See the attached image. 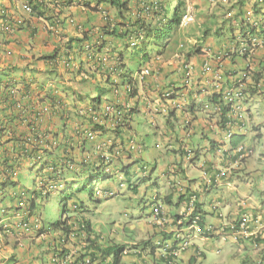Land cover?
Here are the masks:
<instances>
[{"label":"crops","instance_id":"0c3cea01","mask_svg":"<svg viewBox=\"0 0 264 264\" xmlns=\"http://www.w3.org/2000/svg\"><path fill=\"white\" fill-rule=\"evenodd\" d=\"M82 1L85 2L83 4L89 2V6L82 4L73 5L64 9L63 12H59L56 9L52 10L50 12L51 15L57 16L55 13L57 12L60 20L58 19L59 21L57 24L51 25L48 20L38 18L23 11L22 5L23 3H27L28 0H0V9H4L6 13L13 18L22 20V23L16 25L12 30L8 27L5 29H3L4 26L0 27V127L4 128L2 136H0L2 142L12 135H17L19 133L29 134V122L32 123V125H36V127L41 130L52 129V131H54L58 128L61 123L58 119L59 112L57 111L58 114L54 116L50 113L48 106L41 102L48 88L50 89L56 83L58 84L59 82V85L62 86V88L59 89V96H61L68 108L71 107V98L65 96L62 89L66 87H71L73 89L80 88L78 86L79 77L77 75L76 77H72V72H66L64 69H61L60 66L51 64L41 56L55 50L62 53L65 49L64 47L69 43L71 46V53L76 62H81L82 66L86 68L91 65L90 62L86 63L84 55L80 54L81 52L77 48L75 39L81 38L84 32L87 31H89V33L86 34L87 36L91 33L93 34V32H99L100 27L106 23L99 9L111 8L103 3L95 7V5H97L96 0ZM254 4V0H246L244 8H248L250 5ZM220 11L215 12L209 9L208 12H206V14H209L207 15L204 26L212 30L216 27H222L221 32L224 34L218 38L213 36L209 37L205 44H210V42L211 44L213 43L210 47V53H208L210 56L209 59L211 58L213 68L219 70L222 79L229 83L232 79L239 76L240 70L243 68L248 57H226L224 55L227 50L226 48L231 44V41H233L229 36L233 37L238 29L235 27L233 34L230 35L231 32L227 29L232 19H227L224 16L225 11ZM232 12L233 17L238 20L239 17L235 14V8L232 9ZM199 19L200 18L197 20V18H195V22L201 25L202 22L200 21L202 20ZM223 22H225V24H223ZM191 25L192 24H189L188 26ZM189 28L190 27H188V29ZM183 31L185 30L180 27L177 34H184ZM186 32L189 31L186 30ZM110 43L111 47L115 46L117 49L121 48V42L118 40H112ZM170 46L168 51H166V55L153 57L149 64L154 69V73L148 76L146 83L144 82V86H142V90L139 91L138 103L141 106L139 109L142 112L146 107L145 103L149 100H155L160 91L167 87L172 88L174 92L173 97L176 100L185 97L189 102L193 98L199 100V98H197L198 89L201 88V90H205L209 87L208 83H210L209 80H211L209 77L211 76L206 77L202 75L201 72L203 58L199 55H191L185 62L181 56L177 57L175 54H172L176 52V48L172 49ZM77 54L80 55L78 56ZM167 55L168 59L162 60V58H166ZM213 56L216 57V59L213 58ZM252 59L251 62L254 64V72L245 80L246 87L251 91L247 96V103H245L246 107L252 106V103L260 99H264V49L256 50L252 55ZM216 60L218 61L214 62ZM184 64H189L191 66L192 78H190L188 86H184L181 83V78L186 70V68L183 67ZM109 65H111V62L106 64V66ZM54 67H56L55 71L57 77L54 72H52ZM94 76V81L103 79V76L99 73H95ZM23 82H26V84L29 82L28 88H24ZM7 83L11 84V87H8L7 97H4L6 95L4 86ZM198 95L204 96L202 93ZM110 98L121 105L124 103L133 105L134 102L132 99L128 100L123 92L116 98L113 96H110ZM4 99L6 100L4 101ZM10 99L18 101V105L15 106L11 104L8 101ZM244 109L245 106L243 107V110ZM36 113L38 116L35 115ZM203 118L204 115L200 112L198 113V111L186 114L183 111L177 110L174 112L173 116L170 117V120L163 125L162 120L165 122L166 118L162 114L156 115V123L158 125L160 124L156 136L164 141L168 148L177 150L182 148L184 144H187L191 147L205 146L204 150H207V152L203 150L201 153L202 156L198 161L195 163L192 162L193 164L191 163L189 165L184 163L185 155H169L168 158H170V164H172L169 165L171 167H175L173 163L177 164L180 162L181 164L180 172L177 174L174 172L175 175L171 176V182H179L185 186V199L188 200L192 195L197 197V201L200 203L202 209V213L200 214L201 220H204L206 223L213 225L226 224L234 219H238L241 215L246 213V216H248L247 235L238 236L237 239H235L230 236V233L226 232L225 234L229 236L225 240L229 242L230 246L224 253V256H219V260L231 258L235 261V264H255L258 257L264 254V188L262 187L264 184V172L262 173L263 167L262 164L259 163V158H263L264 160V143L262 144L263 149L256 156L257 158H255L257 149H252V146L249 148L246 147V149H244L245 151L237 153L236 151L228 152L226 149L229 147L225 141L224 132L209 130ZM184 120H188V125L186 127L182 124ZM76 121L79 123L81 122L80 119H73L72 122L70 121L71 123L69 126L73 128V126L77 124ZM134 124L135 117L132 116L130 125ZM251 126L252 128L250 130L256 131L255 137L262 138L263 132L261 131V126H264V121L257 125L252 124ZM177 129H180V135L175 133ZM246 131L247 126L244 122H235V125L231 128V132L244 136L241 143L247 142L248 137L245 136ZM248 136L250 135L248 134ZM209 139L219 142V151L215 149L213 151L208 150ZM231 140L234 141L235 136L232 137ZM11 145L12 142H6L5 147H0V159L13 156V146ZM253 160L256 165H253ZM9 163H12V161H9ZM21 166L25 169L26 166L28 167L29 165L23 160ZM190 166L199 169L198 175L190 176L188 174L187 169ZM24 169L14 171L13 177H11L12 180L7 181L6 185H0V222L3 220L20 222L38 218L43 228L39 231L24 235H18L15 232L6 233L3 238L0 239V264H53L51 256L55 254H58V256L60 255V260L57 264H80L79 259H77L78 256L88 253L91 249L95 251L97 246L106 245L103 244L107 241L104 237L102 240L98 239L99 231H96L95 227H93L95 232H92L88 237H81L77 226V220H79L80 216L74 213H70V218L66 222L73 231L66 237L65 243L61 242V229L57 225H52L57 219L50 218L49 214L44 211V204L46 203L44 200L35 198L31 194H28L31 200H27L26 198L25 202L28 209L18 208L16 193H19L22 189L30 191L37 190L38 177L40 175H48V173L44 171L39 172L35 176V181L32 180L31 186L27 188L22 185V181L26 178V170ZM222 170H225V172ZM163 171L164 170L161 171L162 175ZM248 172H250V176L257 175L258 177L256 176V178H252V181L248 180L246 182V173ZM0 176H2V174H0ZM164 176L166 178L168 177L167 175ZM257 178H259V184L257 183ZM189 180L194 181L189 183ZM10 181L15 183V185H8ZM167 184H170L168 180ZM186 184L189 186L187 189ZM253 193L256 194V197ZM164 195H170V193L167 191ZM174 196L176 195L173 193L170 198L174 200ZM239 200H245V204L240 202L241 206H239ZM213 201L219 205V211L222 214L220 218L212 216L210 203ZM170 208L171 207H166L164 210V214L162 215L164 222L162 225L150 222L149 225L152 231L151 233L146 232L147 236L145 238L141 239L140 237H135L126 241L121 236H118L124 234L125 228L122 229V233L116 230V233L114 232L109 236V244H125V251L121 256V264H138V261L141 264H163L164 259L160 246L164 242H168L167 240L162 241L161 235L163 233H171L170 240H173L179 231L184 232V235L187 234L190 236V240L193 243L191 248L184 250L180 255V259H182L181 264L190 263V256L194 254L193 248L198 246V243L194 240L197 234H194L195 232L187 227L185 222L181 225L178 224L177 219L180 217L181 212H178V208L176 211H174L173 207V209ZM86 238H88L87 241ZM200 238L208 240L207 237L201 235ZM144 239L151 240L147 247L142 248V246H140L132 249L133 247H131V245L135 243V240L140 241ZM152 242L153 244H161L155 249L152 248ZM255 244L258 246L257 249L255 248ZM147 255L151 257V262L147 261ZM75 259L77 260L74 261ZM110 261L111 257H107L100 262L95 261L92 264H110Z\"/></svg>","mask_w":264,"mask_h":264},{"label":"trees","instance_id":"16d2710c","mask_svg":"<svg viewBox=\"0 0 264 264\" xmlns=\"http://www.w3.org/2000/svg\"><path fill=\"white\" fill-rule=\"evenodd\" d=\"M153 1L155 0H96L97 5L103 3L112 8L114 11V20H112L111 23L106 22L100 27V30L96 35L100 38L98 44L95 46L93 45L89 50H87V52L78 48L82 45L81 42L83 39L90 37L86 35L87 32H84V35L81 38L75 39L77 48L81 52L80 54H83L85 56L84 60L86 63L90 62L91 65L86 68L82 66L81 62H79V71L72 72L73 75H71L72 77H76V75L78 76L81 71H84L90 78H80L79 83H81L80 89L82 90L73 89L71 87L62 89L65 96L71 98L70 101L72 102L70 108L65 105L64 100L58 94L59 89L62 88V86L59 85V82L50 89L48 88L46 94L41 100L42 103L48 106L51 114L55 116L58 114L57 111L59 112L58 119L61 123L58 128L54 131H52V129L48 132L46 130L43 131L45 134L50 133L53 139H56L54 144L43 137L45 136L43 135L44 133L42 134V143L40 144L37 129L38 127H36V125H32L30 122L28 124V132H30V135L26 133H19L17 135L10 136V138L4 140L3 142L0 140V147H5L6 142H12L11 146H13L12 151L14 152L13 156L10 158L3 157L0 159V174H2V176H0V185H6L7 181L12 180L10 171L14 172L24 169V167L21 166L23 160L25 162L27 159H36L32 165H29L28 167L26 166L24 169L29 172H31L35 165L41 161L35 172L46 170L48 172L47 178L41 181L42 183L37 190H27V193L29 192L28 194H31L35 198L49 201L51 199L49 184L53 183L51 180L59 181L54 184L57 186L61 185V189L57 194V206L59 208V214L61 215H59V218L53 222L52 225H62L64 233L71 231L66 226V220L61 219L62 215L69 210L67 202L74 198L77 205L75 206V209L70 212L80 213L87 206L85 203L86 200L93 202L100 201L94 199L93 196L95 183L101 179L104 180L113 178L111 173L105 171V163H108V161H106L105 154L110 153V146L101 147L100 152L91 158L87 159L83 157L84 152L95 151V147L83 139L79 140V132H75L77 127L71 128L69 126L72 120L81 119L83 122L80 125L89 127L92 131L100 132V134L106 133V129L102 125L94 123L87 111L81 112L82 108L79 105H82L84 102L87 103L85 107L87 106L88 108L90 107L91 110H97L101 105L102 99L106 95H109L114 87L123 85L125 82L131 84L132 87L128 95L130 97H136L138 92L136 85L134 86L133 84L134 81L131 77L132 71H134L136 66L142 65L148 61L153 55H164L166 51H168L169 46L175 42V34L179 29L181 18L186 12V2L184 0H174V4L170 6L169 0H156L155 2L157 3V6L154 7L152 5ZM245 1L246 0L236 1L235 6L238 7L237 16L241 15L240 8L244 6ZM83 3L85 2L82 0H28L27 2L31 9L30 15L38 18H44L45 20H48L51 25L57 24L60 20L57 12L54 11L57 16L51 15L50 12L52 10L56 9L59 12H63L64 9L73 5L82 4L89 6V2L87 4ZM219 4L225 8L227 6V4L222 5L223 3L220 1ZM254 11L256 14H260L264 20V11L260 12L256 5L254 6ZM0 20L7 22L10 30L17 25V23L12 21L10 15L3 12H0ZM223 24H225V22H223ZM229 25L227 30L232 33L235 27L231 24ZM237 27L242 32L244 29L243 22L239 21ZM221 28L222 27L211 30L210 28L205 27L202 31L203 34L201 36V41L211 36L216 38L221 37L224 34L221 32ZM260 33H262L261 36L264 38V30H261ZM131 36L139 38V42L137 45L128 50L129 45H127V40ZM111 39L120 41L121 48L117 49V47L112 46L108 49L107 47L111 46L109 45ZM200 47L201 46H198L197 48L192 47L190 52L186 55H192L194 53L198 54L200 52ZM64 48L65 49L62 53L55 50L48 54H44L41 57L44 60L49 61L51 64L56 65L59 59L67 57L71 53V46L69 43ZM227 49H229V47H227ZM123 51H128L127 57L124 55ZM80 54L77 55L79 56ZM232 56L241 55L232 53ZM125 61L132 62V66L126 65ZM108 62H111V65L106 66ZM187 67L188 66H185V68ZM55 70L56 67L52 69V72H54L57 77ZM95 73L102 75L103 79L94 81ZM117 80H119V82H117ZM91 81H93V83H97L98 85L96 88H92L96 89L95 96L89 95L92 90L89 86H84ZM100 83L102 85H100ZM28 84L29 82H27V84L26 82H23L24 88H28ZM222 86L224 87V84H222ZM4 87V90H6V95L4 97H7V89L8 87H11V84L7 83ZM246 91L247 95L251 92L249 91V88H247ZM5 100L6 99H4V101ZM8 101L15 106L18 105V101L13 99ZM225 113H227V108L222 107V115H225ZM35 115L38 116V114ZM86 121L87 124L84 125ZM225 121V117H221V122ZM2 131H4V128L0 127V136H2ZM58 134L60 135V138L58 137ZM234 135L236 139L231 143L232 148H235L238 144H240L244 137L243 135L233 134V136ZM116 136L119 138L121 143L124 142V138L122 135L118 134L117 131ZM76 150L80 152L78 156L74 155ZM179 151L180 154H183L182 150ZM124 159L126 163L119 162L120 172H122L126 178L125 183L127 184V187L133 191H137L139 183L150 177V173H152L155 169V164L151 167L146 176L139 179L138 183L133 184L131 182V178L137 173L136 169H142L144 161L140 158L131 159V157ZM9 161H12V163H9ZM48 168L52 169L48 170ZM193 181L194 180H189V183ZM188 184H186V189L189 187ZM8 185L14 186L15 183L10 181ZM174 189H176V187H174ZM173 192L174 190L169 192L170 195H163L162 201L167 205L178 206L179 202L183 201L184 195L179 194L176 201L173 202L170 198L173 195ZM81 195L84 196L85 199H81ZM196 206L198 207L199 204L197 203ZM203 223V220H199L198 222L200 226H202ZM83 225L85 232H89L91 229L90 223L85 221ZM162 235L163 237L166 236L165 233ZM150 241V239L142 240L136 247L142 246V248H145L150 244ZM136 247L133 246V248ZM124 248V245L115 243L99 247L96 248L97 257L100 259L111 257V264H121V256Z\"/></svg>","mask_w":264,"mask_h":264},{"label":"clouds","instance_id":"9594fccd","mask_svg":"<svg viewBox=\"0 0 264 264\" xmlns=\"http://www.w3.org/2000/svg\"><path fill=\"white\" fill-rule=\"evenodd\" d=\"M155 1L152 2V5L154 7L157 6L156 5L157 3ZM184 1L186 2V12H185L184 15H186V14H190L191 15L190 10H189L190 9V4H189V2H187V0H184ZM207 1L208 2H211L210 0H207ZM217 1L218 0H216L214 3H218L219 4V2H217ZM254 3H255V1H254ZM24 4H27V3H23V5ZM235 4H236V2H233L230 5H227L226 6L227 8H226L225 13L227 11H232V9H234L236 7ZM255 5L257 6V9L260 10V7L256 3L254 5H250V7L253 6V8H254ZM95 6L97 7L98 5H95ZM170 6H172L171 3H170ZM236 8H237V11H236L235 14L237 15L238 7H236ZM22 9H23V7H22ZM244 9H247V8H244V6H242L240 8L241 15L238 16L239 17L238 20H236L233 17V15H232L231 18H227L225 16V13H224V16L227 19H232V21H230L231 23H229V24H231L232 26L236 27L238 30H240V29L237 27V24L242 19V11ZM99 10L102 13L105 22L111 23V21L113 19L112 18L109 19V16H107L104 13V9L102 10V8H101ZM1 11L3 13H6V11L4 9H2V8L0 9V12ZM23 11L26 12V13H28V14H31L30 12H27L24 9H23ZM113 13H114V11H113ZM232 14H233V12H232ZM183 16L181 18V22H180L179 28L182 27L183 29H185V28L187 29L189 24H192L191 26L194 25L195 18L196 17H193L191 15V17L193 18V21H191L190 23H187L186 25H183L182 24ZM11 18H12V21H14L15 23H17V21H19V23H17V25H20L22 23V20L19 19V18L15 19L12 16H11ZM201 25L204 26L203 23ZM0 26H4L3 29H5L6 27L9 28V26L7 25V22L1 21V20H0ZM96 32H98V31H96ZM96 32H93V34L91 33L89 35L91 37V39H90V37L87 38V39H83L82 42H81L82 45H80L78 48L83 49V43L86 42V41H89L92 44L91 47L93 45L95 46L96 44H98L100 38H98L96 36L98 34ZM87 33H89V31H87ZM232 34H233V32L230 33V35H232ZM175 35L178 36L177 32H176ZM201 36H202V34H201ZM229 38L231 40H234L235 39V34L233 35V37L232 36H229ZM130 39H137L138 42H139V38H135V37L131 36L127 40L128 41V45H129ZM111 41H112V39L110 40V42ZM232 42L233 41H231V43ZM137 43L135 45H137ZM201 43H202V41L199 39L198 40V43L193 44L192 46L186 45V47H184V45L179 42L176 45V47H175L176 48V50H175L176 52H173L172 54H175V56H177V57L178 56H181L185 60V62H186L187 59L191 56V55H186L188 52H190L191 48L192 47L197 48L198 46H201L200 49H199L200 52L198 54L197 53H194L192 55H199L200 57L203 58L202 63H201V68H202V65L205 62H207L208 65H209V67L211 68V71H210L211 74H213L215 72H219L218 69H214L213 68L212 62H211V58L209 59V57H210L208 55V53H210L209 46L208 45L202 46ZM109 45H111V43ZM110 47L111 46H109L107 48L110 49ZM129 47H133V46H130L129 45ZM171 48H172V45H171ZM203 49H204L205 53L202 52ZM84 52H87V51L84 50ZM227 52H228V49L224 53V55L226 57L232 56V53L231 54H228ZM166 54H167V52L164 55H166ZM164 55H153L148 61H146L145 63H143L142 65H140L139 66V69H136L135 68L134 71H132L131 77H132V79L134 81L133 84H134V86L136 85L137 92H138L136 97H130L128 95L129 92L132 89L131 84H129L128 82H125L123 85H119L118 86L120 93L123 92L124 95H125V97L128 98V100L129 99L130 100L131 99L134 100L133 105H127L126 103H124V104L121 105V104L117 103L116 101H113L110 98V96H113V97L116 98L120 94L118 96H115V95L112 94V91L110 92L109 95H106L104 97V99H102V102H101V105H100L99 109L105 103L112 102V103H114L117 106V109L122 113L121 114V120H120L119 124H116V126H114L109 119H103L101 121V123H97V124L102 125L106 129V133H104V134H100V132L92 131L89 127L80 125L83 121H81L80 123L78 121H76L77 124H75L73 126V127H77V130L75 132L76 133H77V131L79 132V136H80V139L79 140L83 139L84 141H86L88 143H91L95 147V151H87V152H84L83 153V157L84 158H87L88 159V158H91L94 155H97L100 152V148L101 147H104V146H108V147L110 146L111 147L110 153H106L105 154L106 161H108V163H105V171L111 173L113 175V178L119 176L120 174H122V172H120L119 166H113V160L114 159L122 160V159L127 158V157H131V159H135V158L142 159L144 161V163H143L144 166L142 167V169H136V172L137 173L133 177L139 176L140 174H142V177L143 176H146L148 174V172L150 171L151 167L154 164H155V168L157 166V161L155 159H153L152 166L149 168V170L147 172V168H148L149 163L145 159L144 156H143L144 158L142 157V155H143L142 153L144 151L145 144H144L143 141L141 143L136 142L135 141V134L137 132L139 133V129H140V131L143 130L144 131L143 134H144L145 131H146L145 124H148V125H150V126L153 127V131H154V135H155V133L157 132V129H158L159 125H160V124L158 125L156 123V115L157 114H162L166 118L165 122L162 120V124L164 125V123L166 124V122H168L170 120V117L173 116L174 112L177 111V110H174L173 109V110H170L167 115H164L159 110H156V111L154 110L155 108H159V105L161 103H163L162 102L164 100L162 98L163 91L164 90H167V89H172L170 87H167L164 90H161L160 93H159V95L157 96V98L155 100H149L147 103H145V106L146 107L144 108L143 112L139 109V108H141V106L138 103L139 91L142 90V86H144V82L146 83V79L148 78V76L141 78L140 77V71L145 66H148L151 69V74L150 75H152L154 73V69L152 68L151 65H149L150 62L152 61V58L153 57H160V56H164ZM204 55H206V56H204ZM68 56H71L72 62L74 64V66L71 69H69V68H66L65 69L63 67H60V68L61 69H64L66 72L67 71H70V72H77V71H79V66H80L79 65V62L78 63L76 62V60L73 58V54L72 53H70ZM216 56H218V55H216ZM242 57L246 58L247 56H242ZM84 58H85V56H84ZM213 58L216 59V57H214V56H213ZM164 59H166V58H162V60H164ZM252 60H253L252 57L249 58V61H252ZM217 61L218 60H216L214 62H217ZM125 64L128 65V66H132V62H129V61H125ZM248 64H250L252 66V68L254 67V64L252 62L246 61L242 69H244L245 66L248 65ZM56 65H58V62H57ZM58 66H60V65H58ZM185 66H188L190 68V70H191V66L189 64H184L183 67H185ZM186 70H185L184 74L186 73ZM253 72H254V69L252 71V74H253ZM210 73L208 74V76H211ZM79 74H78V77H79ZM184 74H183V76H184ZM183 76H182V78H183ZM219 76L221 77L220 74H219ZM80 78L81 77H79V79ZM87 78L89 79L90 77L87 76ZM234 79H232L231 82H229V83L225 82L222 79V84H224V86L231 85L234 82ZM117 82H119V80H117ZM125 85L128 86V91H126V92H125V90H123V86L125 87ZM246 89H247V87L245 88V91H244L245 98H244V101L242 103V110L240 111V113H241V117L240 118H237V117L235 118L233 116H227V113H225V115L224 114L222 115V111L219 113V119L211 118L212 116L207 115L205 112H203L201 110V106H202L203 102H205L206 100H213L214 96H211V95L209 96L206 93L203 94L204 96L198 95V94H201L199 91L197 93V98H199V100H196V98H193L189 102V100H187L185 97H182L183 100H184L183 102H181L183 104V108L178 109V110L179 111H183L186 114H191V113H194L195 111H198V113L200 112L201 114L204 115V118L203 119L205 120L206 127L209 130H212V129H210L208 127L209 126L208 122H210L213 119H215L216 124L219 125V130H213V131H217V132L223 131L224 132V137L226 139L225 141H226V143H227V145L229 147V148L226 149V151H228V152L236 151V153L237 152H240V151H245L244 149H246V147H244L243 143L238 144L235 147V150H234V148L231 147V143H232V140L231 139H232V137L235 136V135L233 136V134H236L235 132H231V128L235 125V122H244L245 123L244 116H243V111H244L243 110V107L245 106V103H247V99H248V97H247L248 95L246 94L247 93ZM58 93H59V91H58ZM173 96H174V94L172 95V97ZM182 98L180 100H182ZM85 105H87V103H84L83 102V104L82 105H79V106L82 108ZM227 112H228V109H227ZM44 113H47V112H44ZM138 115H142V117H143V119L145 121L144 123H139V124L136 123V117ZM132 116L135 117V124L134 125H130V123H131V117ZM223 116L226 119L225 122H221V117H223ZM94 123H96V122H94ZM184 123H182V124L184 125V127H186L188 125V120H184ZM86 124H87V121L84 123V125H86ZM140 126H141V128H140ZM80 128H88L93 133L94 137L92 139H88V138L82 136L81 135V131H79ZM48 130L49 129H46L47 132H48ZM43 131L44 130L38 129V136L40 138V141H39L40 144L42 143L41 139H42V136L43 135H45L43 137H45L50 142H52V144H54L56 142V139L54 140L53 137H52V135L50 133H46L45 134ZM116 131L118 132V134L122 135V137L124 138V142L123 143H121L120 140H119V138L116 136ZM237 135H239V134H237ZM58 137L60 138V135ZM75 141L78 142L77 140H75ZM78 143H80V142H78ZM130 145H133V148H130ZM218 146H219V142L218 141H214L213 139H209L208 150L213 151L215 149V150H218L219 151V147ZM155 147L158 148V147H160V145L155 144ZM239 147H241V148L239 149ZM204 149H205V146L204 147H201V146L200 147L199 146L191 147V146H188L187 144H184V146H182V148L177 149V150L167 148V150L170 151L172 155H175V154L179 155L180 154V151L179 150H182L183 151V154H180V155H182V156L185 155V158H184L185 159V162L184 163H186L188 165L191 164L192 162L195 163L196 161H198L200 159V157L202 156L201 153L203 152ZM204 152H207V150L206 151L204 150ZM79 153L80 152H78L76 150V153L74 155L75 156H78ZM35 160L36 159H27V160H25V163H27L28 165H32V163ZM40 162H38L37 165H35V167L31 170L30 173H35V176H36V174L39 173V172H35V170H36V168H38ZM170 163H171V161L163 168V170H164L163 171V175H167L168 176L167 179L170 182V184H168V192L174 190L175 193L174 192L173 193L177 196L176 197V199H177L179 194H183L185 196V187L182 184H180L179 182H173L172 183L171 182L172 181L171 176H172V174H174V172L176 174L180 172V165L181 164H180V162H178L177 164L173 163V165H175V167L173 168V167L170 166V165H172ZM51 169L52 168H48V170H51ZM43 171L46 172V173H48L46 170H43ZM222 171L225 172V170H222ZM13 173H14L13 171H10L11 177H13ZM218 173H219V167H218ZM150 175H151V173H150ZM45 178H47V175H40L38 177V180H37L38 183H37L36 189L39 188V186L42 183L41 181L43 179H45ZM132 178H131V182L134 184V181L132 180ZM33 181H35V177H34ZM51 182H53V183H50L49 184L50 196L53 193L58 194V191L61 189V185L57 186V185L54 184L56 182H59L58 180H55V181H52L51 180ZM125 185L127 187V184L126 183L125 184L121 183L120 184V187L123 188ZM174 187H176V189H174ZM97 190H101L102 194L100 196H98ZM106 191H108V192H106ZM115 192L116 191H114L113 189H101V188H96V186H95L94 187V194H93V196H94L95 199L100 200L103 197L108 198V196H113L115 194ZM81 196H80V198L82 199ZM16 197L18 198L17 207L18 208H22V209H28V207L25 204L26 198H27V200L28 199L30 200V196L28 195L27 190L26 189L25 190L24 189L20 190L19 193H16ZM173 201L175 202L176 200L174 199ZM44 202H47V201H44ZM197 202H198L197 201V197L194 196V195H192V196H190L188 198V200L184 198L183 201H180L178 206H175V205H167V204H165L162 201V196H160L158 193H156L154 195V201L150 202V205L152 206V211H151V215H150L151 222H153L154 224L156 223V224L162 225L163 222H164L162 215L164 214L165 208L169 206V207H173L174 208V211H176V209L178 208V212L179 211L181 212L180 217L177 219V221H178L177 223L181 225V224H183V222H185L186 225H187V227L191 228L193 230V232H195L194 234H198L199 236L201 235V236H205L207 238L215 236L217 238H220V239L225 240L229 236L228 234H225L226 232L230 233V236H232L235 239H237L238 236L241 237L242 235H247V225H248L247 224V217L248 216H246V213H244L243 215H241L238 219H234L231 222L226 223V224L223 223V224L213 225V224L206 223L203 220L204 223L202 224V226H200V224H198V222H199V220H201L200 214L202 213V211H201L202 209H201V206H200V203L199 202H198L199 206L198 207L196 206ZM240 202H243L245 204V200H241V201L239 200V203ZM158 204L161 205V207H162L161 210L159 211V213H157V216H156V218H157V220H159V222L155 221V216L153 214V207L156 206V205H158ZM67 205H68L69 210H68V212H66L65 214L62 215V217H61L62 220H66V222H67V220L70 218V215H71L70 213L77 214V216L78 215L80 216L79 217V220H77V222H78L77 226H78V230L80 231L81 237H88L92 232H95V229L93 230V227L96 226L95 225V222H91V220H90V215L92 213L95 214L94 211H92L91 209H89L88 206H86V208H84V210L81 211L80 213L70 212L71 210H74L75 209V206L77 205V203L74 201V198H72L71 200H69L67 202ZM216 206H217V203L216 202L213 201V202L210 203L211 213L214 212L216 214V217H219L220 218V216L222 214H221L220 211H217L218 209H217ZM239 206H241V203H240ZM59 215H61V214H59ZM195 217L197 219H194ZM85 221H88L90 223V228L91 229H90L89 232H85V230L83 229L84 228V225L83 224H84ZM66 226L69 228V230H71L70 232L73 231L72 228L69 227L67 224H66ZM41 228H43V226L41 225V223H40V221H39L38 218H35L33 220H28V221H20V222L19 221L9 222L7 220H3V221L0 222V239H2L3 236L6 233H9V232H15L18 235H24V234H28L30 232L39 231ZM59 228L62 231L61 236H60L61 242L65 243L66 242V237L69 235L70 232L64 233L63 230H62V225H59ZM201 228H203V229H201ZM221 229H222V231H221ZM183 233L184 232H180V231L177 232V234H176V236H175V238L173 240H170L171 239L170 238L171 237V233H169V234H166L165 233L166 234L165 237H163V235H161L162 236V241L167 240V242H168V243L164 242L160 246L161 249H162V256H163V259H164L163 260V262H164L163 264H181V261H182V259H180L181 253H183L184 250L192 247L193 243L190 240V236H188L187 234L184 235ZM98 234H99V236H98V239L99 240H102L103 237H104V239L107 240L105 243H103L104 245L106 244L105 246L110 245L109 244V237H106L101 232H98ZM87 239L88 238H86V241H87ZM144 240H148V239H144ZM184 243H186V245H183ZM160 244L161 243H158V244L155 243V244H153V242H152V246L155 249L158 248V246ZM120 245H123V244H120ZM99 247H104V246L103 245L97 246V248H99ZM131 247H133V246H131ZM255 248L256 249L258 248V246L256 244H255ZM132 249H134V248H132ZM199 249L200 248L198 246H196L195 248H193V252H194L193 255L194 256H196V255L197 256L203 255V252H201ZM92 250L93 249H91L88 253L81 254L80 256L77 257V259H79V261H80V264H83V263L92 264L95 261H97V262L99 261L100 262L102 260L99 257H97L96 249H95V251H92ZM124 251H125V248H124ZM124 251H123V253H124ZM59 257H60V255L58 256V254L52 255L51 256L52 263L53 264L59 263V260H60ZM77 259H75L74 261H76ZM190 260H191V256H190ZM110 264H111V261H110Z\"/></svg>","mask_w":264,"mask_h":264},{"label":"rangeland","instance_id":"374dc122","mask_svg":"<svg viewBox=\"0 0 264 264\" xmlns=\"http://www.w3.org/2000/svg\"><path fill=\"white\" fill-rule=\"evenodd\" d=\"M187 2H189L190 4L189 10L191 15L193 17H196L197 20L198 18H200L199 20H202L200 22H202L203 24L206 23L205 20L207 18V15L209 14V13L206 14V12H208L209 9H212L215 12L217 11L219 12L220 10H222L223 12L225 11V7H222L218 3L213 4L211 2H208L207 0H187ZM170 3L171 5H173L174 1L170 0ZM235 9L237 11L236 7ZM104 13L107 16H109V18H112L114 20V13L112 9L105 8ZM188 27L190 28L183 29L185 30L183 31L184 34H179L178 36L175 35V42L172 44V49L173 48L175 49L176 45L179 42L182 43L184 47H186V45L192 46L193 44L198 43L199 39L201 40L200 36L201 34H203L202 30H204L206 26L199 25L195 22L193 26H188ZM186 30H188L189 32H186ZM207 40L208 38H205L202 41L201 43L202 46L206 45L205 41ZM127 45H128V41H127ZM207 45L210 48L211 45H213V43L211 44L210 42V44ZM130 49L131 47L128 46V50ZM123 52L124 55H126L127 57L128 51H123ZM166 59H168V55L166 56ZM139 66H136V69H139ZM100 85L102 84L100 83ZM78 86L81 88V83L78 82ZM84 86H89L92 89V88H96L98 85L97 83H93V81H91ZM95 90L96 89H92L89 95L95 96L96 95ZM243 116L246 122L244 124H246L247 126V131L245 133V136L248 137L247 142H243V145L244 147H248V148L252 146V149L254 148V150L256 148L257 151L255 158H257L256 156L263 149L262 144L264 143V126H261V131L263 132L262 138L261 137L256 138L255 137L256 131H252L250 129L252 128L251 126L252 124L257 125L260 122L264 121V99H260L259 101L252 103V106L246 107L245 104ZM140 122L141 123L145 122L142 115H138L136 117V123H140ZM145 127H146V131L144 134H143L144 131L143 130L140 131V129H139L140 134L138 132L135 134V141L139 143L143 141L145 144V148L142 154L149 163L147 172L149 168L152 166L153 159L157 161V166L152 171L150 177L145 181L139 183L137 191H133L132 189L127 188L126 185L123 188L120 187L121 183L125 184L126 178L123 174H120L119 176L111 179H104V180L101 179L95 183L96 188L113 189L114 191H116L115 194L113 196H108V198L103 197L100 199L99 202H93L90 200L85 201L89 209L95 212V214L92 213L90 215V220L91 222H95L96 231L101 232L106 237L111 236V234H113L116 230L119 233H122V229L125 228L124 234L118 235L124 238V240L129 241L130 239H133L135 237H140L141 239L145 238L147 236L146 232L151 233L152 231V228L149 225L151 222L150 215L152 211V206L150 205V202L154 201V195L156 193H158L160 196H163L168 191V184H167L168 179L161 174V171L167 165V163L170 162V158L168 157L169 155H171V152L167 151L168 148L167 144L164 143V141H162L160 138L155 136L156 133L154 135L152 126L145 124ZM175 133L177 135H180L181 134L180 129H177ZM248 134L252 137L248 136ZM155 144L160 145V147L156 148ZM259 156L262 157L261 155ZM119 162L124 163L125 159L122 160L114 159L113 166H119ZM252 163L253 165L254 164L256 165L254 160L252 161ZM259 163L262 164L263 167L262 173H263L264 171L263 158H259ZM187 170L190 176H194V175L196 176L199 173V169L194 166H190ZM249 173L250 172L246 173L248 175V176L246 175V182L248 180L252 181V178H256L257 176V175L250 176ZM25 175L26 178L25 180L22 181V185L28 188L32 184V180L35 177V173H30L27 170L25 172ZM141 177L142 174L133 177L132 180L134 181V183H137L138 180L141 179ZM257 179H258L257 183L259 184V178ZM262 187L264 188V184ZM253 194L256 197V194L255 193ZM81 197L84 198V196ZM174 199L176 200V196H174ZM216 207L218 209L217 211H219V205H217ZM170 209L173 208L171 207ZM44 211L47 212L50 218L52 219H57L59 217V209L57 206L56 193H53L51 195V199L44 204ZM212 216L216 218V214L214 212L212 213ZM194 240L198 243V247L200 248L199 250L203 252V255L194 256L192 254L190 263L188 262V264H219V263L235 264V261H233L231 258H228L226 260H219V256L222 255L224 256L225 255L224 253L227 251V249L230 246L229 242H226V240L217 238L215 236L209 237L208 240H204L201 239L198 234L196 235ZM141 241L142 240L140 241L135 240V243L131 246L136 247L138 243ZM146 259L148 262H151V257H148V255ZM137 263L141 264L139 261Z\"/></svg>","mask_w":264,"mask_h":264},{"label":"built area","instance_id":"2783aa9c","mask_svg":"<svg viewBox=\"0 0 264 264\" xmlns=\"http://www.w3.org/2000/svg\"><path fill=\"white\" fill-rule=\"evenodd\" d=\"M212 3H214L216 0H210ZM221 2L227 5L232 4L233 2H236L237 0H218L217 2ZM255 3L260 7L261 10H264V0H254ZM23 9L27 12H30L31 9L29 5L24 4ZM2 12V11H1ZM232 11H227L225 13V16L227 18L232 17ZM193 21V18L190 14H186L183 16L182 24L186 25L187 23H190ZM241 22H243V30L242 32L240 30L236 31L235 39L230 44L228 49V54L231 53H237L241 56H247L248 62L249 58L252 57L254 52L258 49H264V38L261 36L262 33H260L261 30H264V20L262 19L260 14H256L254 11L253 6L244 9L242 11V19ZM19 23V21H17ZM138 42L137 39H130L129 45L135 46V44ZM91 43L89 41H86L83 43V49L85 51L89 50L91 48ZM203 53H205L204 49L202 50ZM58 65L63 68H69L71 69L74 64L72 62L71 56L63 57L58 60ZM186 73L184 74L182 78V85L188 86L190 83V78H192L191 70L189 67L186 68ZM211 68L209 67L208 63L205 62L202 65V75L208 77V74L210 73ZM253 68L250 64L246 65L244 69H242L239 73V76L234 79V82L231 85L222 86V78L219 76V72H215L211 74V77H209L210 83L209 87L205 90L201 88L198 89V91L202 94L206 93L209 96H214L213 100H206L203 102L201 106V110L205 112L207 115L212 116L211 118L219 119V113L222 111V107H227L228 112L227 116H233L240 118L242 110V103L245 98V80L249 78V76L252 74ZM151 74V69L148 66H145L140 71V77H146ZM79 77L87 78V74L84 71H81L79 74ZM123 90L128 91V86H123ZM172 89L164 90L162 93V98L164 99L160 105L159 108H155L154 110H159L164 115H167L170 110H178L183 108V98L182 100L175 99L172 97L173 95ZM112 94L115 96H118L120 94L119 87H114L112 89ZM87 111L90 115L91 119L96 123H101L103 119H109L111 123L116 126V124H119L121 120V112L117 109V106L112 103H105L101 106L98 110H91L90 107L87 106L82 107L81 112ZM215 119L208 122L209 128L212 130H219V125L216 124ZM81 135L92 139L94 137L93 133L88 128H80ZM130 148H133V145H130ZM241 147H239L240 149ZM223 174V173H222ZM219 177V173H218ZM98 196L102 194L101 190H97ZM161 205H156L153 207V214L155 216V221L159 222L157 220L156 216L157 213L161 210ZM194 219H197L196 217ZM222 231V229H221ZM183 245H186L184 243ZM257 264H264V255L259 256L257 261Z\"/></svg>","mask_w":264,"mask_h":264}]
</instances>
